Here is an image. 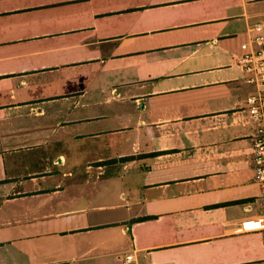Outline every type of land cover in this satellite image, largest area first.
Wrapping results in <instances>:
<instances>
[{
    "label": "crops",
    "instance_id": "1",
    "mask_svg": "<svg viewBox=\"0 0 264 264\" xmlns=\"http://www.w3.org/2000/svg\"><path fill=\"white\" fill-rule=\"evenodd\" d=\"M255 23L264 0H0V264H264Z\"/></svg>",
    "mask_w": 264,
    "mask_h": 264
},
{
    "label": "built area",
    "instance_id": "2",
    "mask_svg": "<svg viewBox=\"0 0 264 264\" xmlns=\"http://www.w3.org/2000/svg\"><path fill=\"white\" fill-rule=\"evenodd\" d=\"M249 37L240 44L237 65L243 73V82L252 90L245 98L247 122L254 128L251 146L253 181L259 186L260 211L253 218L254 227L264 235V34L263 25L249 28ZM134 260L133 254L125 262Z\"/></svg>",
    "mask_w": 264,
    "mask_h": 264
},
{
    "label": "trees",
    "instance_id": "3",
    "mask_svg": "<svg viewBox=\"0 0 264 264\" xmlns=\"http://www.w3.org/2000/svg\"><path fill=\"white\" fill-rule=\"evenodd\" d=\"M128 159H131V157L130 156H127V157H123L122 158V160H128ZM140 219V218H139ZM139 219H137V220H139Z\"/></svg>",
    "mask_w": 264,
    "mask_h": 264
}]
</instances>
